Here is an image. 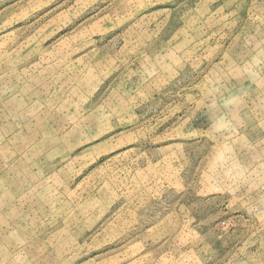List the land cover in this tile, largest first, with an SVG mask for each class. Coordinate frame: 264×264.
<instances>
[{"label": "rangeland", "instance_id": "1", "mask_svg": "<svg viewBox=\"0 0 264 264\" xmlns=\"http://www.w3.org/2000/svg\"><path fill=\"white\" fill-rule=\"evenodd\" d=\"M0 264H264V0H0Z\"/></svg>", "mask_w": 264, "mask_h": 264}]
</instances>
